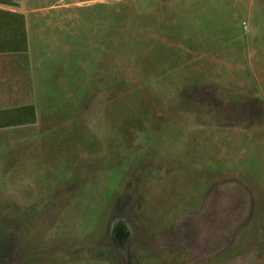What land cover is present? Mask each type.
Returning a JSON list of instances; mask_svg holds the SVG:
<instances>
[{"label": "rangeland", "instance_id": "374dc122", "mask_svg": "<svg viewBox=\"0 0 264 264\" xmlns=\"http://www.w3.org/2000/svg\"><path fill=\"white\" fill-rule=\"evenodd\" d=\"M22 3L66 92L0 133V264H264V0Z\"/></svg>", "mask_w": 264, "mask_h": 264}, {"label": "crops", "instance_id": "0c3cea01", "mask_svg": "<svg viewBox=\"0 0 264 264\" xmlns=\"http://www.w3.org/2000/svg\"><path fill=\"white\" fill-rule=\"evenodd\" d=\"M11 2V5L0 3V18L6 17L4 13L18 14L24 18L26 47L10 45L0 49V133L21 128L29 132L31 140L41 141L42 132L38 135L35 132L42 131L45 107L42 101L47 98L48 85L53 84L54 90L59 87V93L66 92V88L56 80L53 79L55 85L50 82L53 62L66 59L68 55L62 49L64 43L58 38L61 36L57 37L55 20L42 22V6L26 8L22 0ZM6 43L11 44L12 40ZM71 55L72 51L70 60H73Z\"/></svg>", "mask_w": 264, "mask_h": 264}, {"label": "trees", "instance_id": "16d2710c", "mask_svg": "<svg viewBox=\"0 0 264 264\" xmlns=\"http://www.w3.org/2000/svg\"><path fill=\"white\" fill-rule=\"evenodd\" d=\"M2 4H12L11 0H0ZM6 17L0 18V49L12 47H26L24 18L18 14L4 13ZM12 40L11 44L6 43Z\"/></svg>", "mask_w": 264, "mask_h": 264}]
</instances>
